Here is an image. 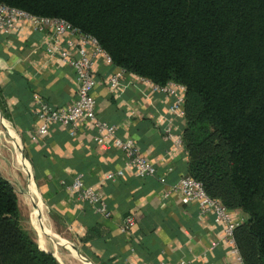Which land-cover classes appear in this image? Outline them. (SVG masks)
<instances>
[{"label":"crops","instance_id":"crops-1","mask_svg":"<svg viewBox=\"0 0 264 264\" xmlns=\"http://www.w3.org/2000/svg\"><path fill=\"white\" fill-rule=\"evenodd\" d=\"M19 28L0 32V176L17 194L24 230L60 264H237L213 215L200 216L195 203H184L170 191L189 163L185 144L172 150V141L164 137L167 125L176 133L185 126L168 113L170 98L130 73L123 77L126 86L112 94L108 79L117 67L103 58L96 61L98 117L118 124L120 135L132 138L165 174V183L138 177L123 151L99 148L90 127L70 136L55 124L40 135L33 95L66 106L76 99L78 85L71 67L47 55L45 33L27 21ZM168 166L173 170L167 172ZM118 170L123 174L106 178ZM78 174L102 193L110 217L64 188L62 181ZM233 214L241 222L246 219L240 210ZM129 215L135 225L123 233L119 225Z\"/></svg>","mask_w":264,"mask_h":264},{"label":"trees","instance_id":"trees-1","mask_svg":"<svg viewBox=\"0 0 264 264\" xmlns=\"http://www.w3.org/2000/svg\"><path fill=\"white\" fill-rule=\"evenodd\" d=\"M0 2L67 20L130 74L184 84L186 174L246 215L234 231L238 248L245 264H264V0ZM0 264H60L22 227L2 176Z\"/></svg>","mask_w":264,"mask_h":264},{"label":"built area","instance_id":"built-area-1","mask_svg":"<svg viewBox=\"0 0 264 264\" xmlns=\"http://www.w3.org/2000/svg\"><path fill=\"white\" fill-rule=\"evenodd\" d=\"M27 21L34 31L45 33L42 44L50 58H58L72 68L78 85L76 99L66 106H55L40 95L34 94V113L39 120L36 132L45 135L52 125L65 128L70 136L84 127H90L95 131L94 141L102 150L118 149L123 151L127 158V165L131 167L138 177H157L161 183L166 182L165 174H160L155 162L144 156L137 143L129 137L120 135V127L98 117L96 112L97 101L93 90L97 84L94 73L95 64L99 58L112 63L109 54L101 47L96 37L87 34L73 26L67 20L59 17H46L31 14L22 9L11 7L0 2V32L10 34L18 31L20 23ZM125 69L117 67L108 79L109 91L117 93L126 85L123 82ZM140 82L146 83L154 92H160L170 98L168 113L177 121H185V94L186 86L182 83L169 81L165 85H158L144 77H137ZM164 137L172 141V150L184 145L182 132L176 133L171 125L164 128ZM167 172L173 170L172 166L166 168ZM123 170L109 172L107 179L116 175H122ZM63 186L71 192L79 201L87 202L104 217H110L111 212L107 207L102 193L91 185H87L82 175L78 174L74 179ZM170 191L181 195L184 203H195L198 206L199 215L212 214L214 222L223 226L222 240L228 244L229 251L235 256L237 264H245L238 248L234 231L239 223L233 211L217 198L207 194L202 182L190 175L181 176L176 183L170 186ZM135 225V218L131 215L125 217L119 225L120 231L126 233ZM139 264H148L142 262ZM161 264H187L180 260L176 263L163 262Z\"/></svg>","mask_w":264,"mask_h":264}]
</instances>
